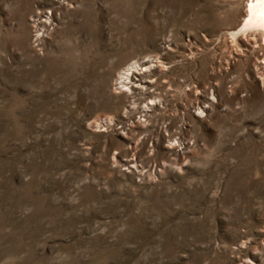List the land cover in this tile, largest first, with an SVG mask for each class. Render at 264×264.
Returning a JSON list of instances; mask_svg holds the SVG:
<instances>
[{
  "label": "rangeland",
  "instance_id": "374dc122",
  "mask_svg": "<svg viewBox=\"0 0 264 264\" xmlns=\"http://www.w3.org/2000/svg\"><path fill=\"white\" fill-rule=\"evenodd\" d=\"M245 9L0 0V264H264Z\"/></svg>",
  "mask_w": 264,
  "mask_h": 264
},
{
  "label": "bare ground",
  "instance_id": "6f19581e",
  "mask_svg": "<svg viewBox=\"0 0 264 264\" xmlns=\"http://www.w3.org/2000/svg\"><path fill=\"white\" fill-rule=\"evenodd\" d=\"M35 24L37 27L38 25H41L40 18L37 17V19L35 20ZM251 28H254V30H252ZM238 31H244L245 33L246 31H260L262 34L264 33V0H246L244 17ZM136 67L132 68V70L137 69ZM142 68L143 67L139 69L142 70ZM129 69L131 70V68ZM123 75L125 76H121L123 78L121 83H124L125 81L127 82V79L129 77L128 73H125Z\"/></svg>",
  "mask_w": 264,
  "mask_h": 264
}]
</instances>
